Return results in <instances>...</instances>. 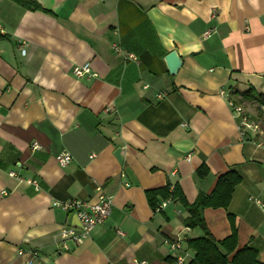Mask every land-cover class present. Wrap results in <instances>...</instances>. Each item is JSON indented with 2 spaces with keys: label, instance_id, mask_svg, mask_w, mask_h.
Segmentation results:
<instances>
[{
  "label": "crops",
  "instance_id": "obj_1",
  "mask_svg": "<svg viewBox=\"0 0 264 264\" xmlns=\"http://www.w3.org/2000/svg\"><path fill=\"white\" fill-rule=\"evenodd\" d=\"M33 1L41 11L0 0V264H26L19 250L39 264H188L186 241L201 231L184 226L178 203L153 211L145 193L177 185L192 204L229 171L241 183L227 210L203 211L206 227L221 241L232 215L236 249L262 261L264 108L240 94L264 95V0ZM85 63L96 77L74 78ZM229 100L261 133L240 138ZM97 187L112 199L109 218L63 251L58 233L79 223L52 202H95Z\"/></svg>",
  "mask_w": 264,
  "mask_h": 264
},
{
  "label": "trees",
  "instance_id": "obj_2",
  "mask_svg": "<svg viewBox=\"0 0 264 264\" xmlns=\"http://www.w3.org/2000/svg\"><path fill=\"white\" fill-rule=\"evenodd\" d=\"M18 6L30 10L41 11V7L33 0H10ZM240 102L255 103L264 108V95L253 92L251 89L240 94ZM259 117L264 119V112ZM207 167L201 166L197 170L198 176L207 174ZM241 183V178L234 172L229 171L218 178L213 191L209 195L199 194L192 204H188L177 185L172 189L169 186L145 193L149 207L155 211L160 201L170 200V203H178L185 210L187 216L184 226L190 230H199L202 235L198 238L186 241L187 249L192 253L188 264H262L258 260L257 251L249 246L237 250V230L235 218L227 214L230 225V235L217 241L208 231L203 211L207 208L227 210L232 194Z\"/></svg>",
  "mask_w": 264,
  "mask_h": 264
},
{
  "label": "built area",
  "instance_id": "obj_3",
  "mask_svg": "<svg viewBox=\"0 0 264 264\" xmlns=\"http://www.w3.org/2000/svg\"><path fill=\"white\" fill-rule=\"evenodd\" d=\"M3 31L0 28V34ZM210 36V32H206L203 35V38L206 39ZM118 52V49H115ZM128 58L133 59L130 55ZM71 74L74 78L80 79L84 76L96 77V74L92 72L90 65L85 63L80 66H74L72 68ZM148 87L145 86L143 89H147ZM165 93H160L156 96L157 100H162L165 98ZM229 107L231 109V113L233 117L238 121V131L239 136L242 140L247 136L248 132H255L261 133L260 127L250 120L248 115L242 109L241 106L234 104L232 101H228ZM39 149L37 144L32 145V150ZM189 156L186 160H189ZM56 163L60 167L67 166L70 161L71 157L67 153H63L57 155L55 157ZM10 177H15L13 173L9 174ZM29 184L34 188L35 191H39L40 187L36 180L29 181ZM97 199L95 202H82V201H71V202H59L53 201L52 206L56 209H60L64 212L73 213L79 223V228H63L57 235V243L56 245L61 247L63 251H67V247L65 245L66 241L72 242L74 245H80L85 239H87L90 233L98 226L103 225L110 216L111 213V204L112 199L109 196H106L102 193L101 189L97 187ZM3 195H6V192H2ZM170 204V200H166L160 204L156 211H161L167 205ZM255 204L260 207L264 208V205H261L259 201H255ZM121 235L120 232H118ZM169 245L174 250L180 249V240L169 242ZM18 256H25L27 257L26 264H39L40 257L37 251H18ZM186 256H179L176 258V264H185ZM262 264H264V255H262ZM133 264H146V262H136L134 261Z\"/></svg>",
  "mask_w": 264,
  "mask_h": 264
},
{
  "label": "water",
  "instance_id": "obj_4",
  "mask_svg": "<svg viewBox=\"0 0 264 264\" xmlns=\"http://www.w3.org/2000/svg\"><path fill=\"white\" fill-rule=\"evenodd\" d=\"M164 63L166 65L169 75L171 76H175L182 66L181 58L177 55L175 51H172L166 55V57L164 58ZM115 157L120 161L118 151H116Z\"/></svg>",
  "mask_w": 264,
  "mask_h": 264
}]
</instances>
